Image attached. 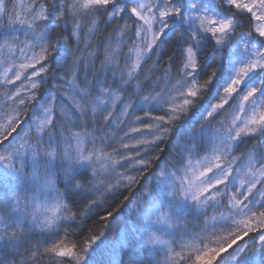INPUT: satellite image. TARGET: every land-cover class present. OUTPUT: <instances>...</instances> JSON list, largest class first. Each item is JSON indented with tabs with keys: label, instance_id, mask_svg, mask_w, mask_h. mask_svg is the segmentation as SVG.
Wrapping results in <instances>:
<instances>
[{
	"label": "snow or ice",
	"instance_id": "6c2138e0",
	"mask_svg": "<svg viewBox=\"0 0 264 264\" xmlns=\"http://www.w3.org/2000/svg\"><path fill=\"white\" fill-rule=\"evenodd\" d=\"M0 264H264V0H0Z\"/></svg>",
	"mask_w": 264,
	"mask_h": 264
},
{
	"label": "trees",
	"instance_id": "16d2710c",
	"mask_svg": "<svg viewBox=\"0 0 264 264\" xmlns=\"http://www.w3.org/2000/svg\"><path fill=\"white\" fill-rule=\"evenodd\" d=\"M190 118L198 120L199 119V115L195 116L194 118L193 117H190ZM154 171H155V169H154ZM149 175H151V174H149ZM97 220H98V217H93L92 219L87 220L86 221L87 229L86 230H82L81 233L78 234L76 238L80 239V240H83L84 236L90 235L93 231L98 232L100 229L97 226ZM70 239H72V238L70 237Z\"/></svg>",
	"mask_w": 264,
	"mask_h": 264
},
{
	"label": "rangeland",
	"instance_id": "374dc122",
	"mask_svg": "<svg viewBox=\"0 0 264 264\" xmlns=\"http://www.w3.org/2000/svg\"><path fill=\"white\" fill-rule=\"evenodd\" d=\"M102 239H103V238H102ZM100 243H101L100 241L97 242L98 245H99ZM94 247H95V246H94Z\"/></svg>",
	"mask_w": 264,
	"mask_h": 264
}]
</instances>
